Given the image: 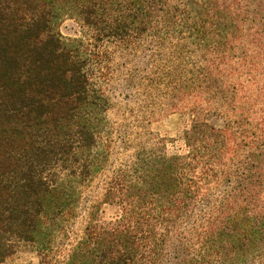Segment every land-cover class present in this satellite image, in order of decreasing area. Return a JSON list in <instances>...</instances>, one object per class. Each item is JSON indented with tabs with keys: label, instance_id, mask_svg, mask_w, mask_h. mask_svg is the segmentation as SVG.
Here are the masks:
<instances>
[{
	"label": "trees",
	"instance_id": "16d2710c",
	"mask_svg": "<svg viewBox=\"0 0 264 264\" xmlns=\"http://www.w3.org/2000/svg\"><path fill=\"white\" fill-rule=\"evenodd\" d=\"M70 15L89 40L60 34ZM115 75L189 117L185 152L110 168L59 264H264V0H0V264L21 245L53 264L109 165Z\"/></svg>",
	"mask_w": 264,
	"mask_h": 264
},
{
	"label": "rangeland",
	"instance_id": "374dc122",
	"mask_svg": "<svg viewBox=\"0 0 264 264\" xmlns=\"http://www.w3.org/2000/svg\"><path fill=\"white\" fill-rule=\"evenodd\" d=\"M58 30L64 38L83 37L89 40L92 36L90 30L75 15L63 18ZM143 57L144 53L137 54L130 65L142 67L144 64L142 62L145 60ZM106 89L112 100L107 112V120L113 131L109 165L83 186L76 215L56 238L53 264H59L67 257L72 244L82 234L87 223L89 206L100 201L110 168L132 159L142 151L143 146L150 148L158 144V148L167 155L185 152L182 134L189 124V117L185 113L170 110L158 101H155V104L148 103L141 94L129 91L122 76L119 75H115L108 82ZM209 121L218 123L219 119L212 117ZM100 207L102 221L110 220L119 212L116 205L102 204ZM38 262L37 252L29 245H21L1 264H38Z\"/></svg>",
	"mask_w": 264,
	"mask_h": 264
}]
</instances>
